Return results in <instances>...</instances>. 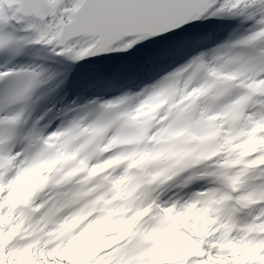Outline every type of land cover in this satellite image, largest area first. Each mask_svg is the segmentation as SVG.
Returning a JSON list of instances; mask_svg holds the SVG:
<instances>
[{
    "label": "snow or ice",
    "instance_id": "6c2138e0",
    "mask_svg": "<svg viewBox=\"0 0 264 264\" xmlns=\"http://www.w3.org/2000/svg\"><path fill=\"white\" fill-rule=\"evenodd\" d=\"M0 264H264V0H0Z\"/></svg>",
    "mask_w": 264,
    "mask_h": 264
},
{
    "label": "bare ground",
    "instance_id": "6f19581e",
    "mask_svg": "<svg viewBox=\"0 0 264 264\" xmlns=\"http://www.w3.org/2000/svg\"><path fill=\"white\" fill-rule=\"evenodd\" d=\"M113 62H115V60H113Z\"/></svg>",
    "mask_w": 264,
    "mask_h": 264
}]
</instances>
